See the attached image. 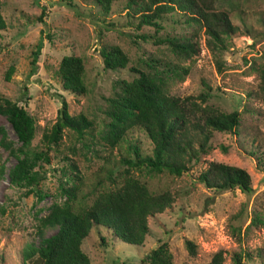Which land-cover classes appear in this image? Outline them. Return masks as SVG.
Here are the masks:
<instances>
[{
	"label": "rangeland",
	"instance_id": "1",
	"mask_svg": "<svg viewBox=\"0 0 264 264\" xmlns=\"http://www.w3.org/2000/svg\"><path fill=\"white\" fill-rule=\"evenodd\" d=\"M127 1L110 0L107 9L102 0H0L5 22L0 28V98L23 106L34 120V136L24 145L9 118L0 114V264H23L22 252L45 243L57 230L45 221L52 208L71 200L77 207L88 205L98 192L119 183L126 169L151 191H170L174 201L149 218L140 245L125 243L104 227L92 229L81 243L90 264H149L146 255L162 241L168 242L173 264H209L219 249L223 264H264V171L257 163L264 155L259 90L264 0H214V8L226 11L234 25L230 36L222 35V44L203 24L177 11L157 19L161 28L139 24ZM166 36L191 47L157 41ZM112 45L127 59L116 69L104 67L100 52ZM65 55L83 63V93L61 83L59 64ZM139 77L165 82L173 96L199 95L217 112L238 111V124L214 130L199 158L179 175L135 169L124 161L127 145L135 143L140 155H149L153 143L137 126L122 136L119 132L131 113L125 106L133 99L129 88ZM62 98L68 113L83 116L85 124L80 133L64 127L57 141L48 143ZM39 151L48 160L36 158ZM129 156L135 159L132 150ZM24 158L39 176L36 185L11 181V170ZM210 160L246 169L253 190L206 187L198 174ZM186 240L195 244L194 255ZM235 252L241 253L239 261L232 260ZM36 257L26 263L40 264Z\"/></svg>",
	"mask_w": 264,
	"mask_h": 264
},
{
	"label": "trees",
	"instance_id": "2",
	"mask_svg": "<svg viewBox=\"0 0 264 264\" xmlns=\"http://www.w3.org/2000/svg\"><path fill=\"white\" fill-rule=\"evenodd\" d=\"M108 9L110 0H102ZM129 14L137 15L139 24L161 28L157 19L164 13L177 11L188 20L201 23L205 31L217 43L222 44L223 36L234 32L228 13L214 8V0H128ZM42 20V19H41ZM5 22L0 12V28ZM170 47H191V44L179 41L178 37L166 36L157 39ZM104 67L116 69L124 66L126 57L118 46H103L100 49ZM36 58L32 60L35 65ZM34 68V67H33ZM59 77L62 85L75 93H83V63L79 57L65 55L59 64ZM165 82H150L146 78H136L130 86L133 99L127 100L126 110L131 112L125 125L121 126V136L134 126L141 128L153 143L151 154L140 155L135 143L127 145L128 155L124 161L135 169L147 167L154 171L167 170L181 174L188 169L193 159L199 158L214 130H232L239 121L240 113L232 111L225 114L203 105L199 95L173 96L168 94ZM259 90L264 101V66L259 73ZM23 91V95H25ZM131 98V97H130ZM0 114L6 115L24 145H28L34 136V120L25 108L8 98H0ZM83 116L74 117L68 113L67 103L61 99L57 117L47 142H56L62 129L69 127L80 133L84 127ZM123 129V131H122ZM125 139V135H124ZM135 154L132 160L129 151ZM44 157L47 153L39 151L35 157ZM258 165L264 171V155L258 158ZM32 163L24 158L11 170L13 183L25 181L38 184L39 176L32 173ZM206 187L215 191L239 189L250 193L251 177L240 166L210 160L198 174ZM76 188V187H74ZM74 191V189H72ZM170 191L153 192L134 172L126 169L119 183L98 192L88 205L75 206L71 201L55 206L45 221L57 225V230L45 243L30 247L22 252L23 264H27L33 255L40 264H90L88 255L81 249V243L94 228L104 227L119 240L140 245L149 230L148 220L156 213L163 212L174 201ZM186 249L190 255L196 252L195 244L186 240ZM250 256V253H245ZM241 253H234L232 260L239 261ZM149 264H173L168 242L162 241L146 255ZM224 251L217 250L209 264H223Z\"/></svg>",
	"mask_w": 264,
	"mask_h": 264
}]
</instances>
